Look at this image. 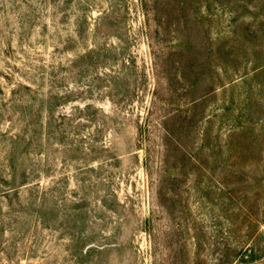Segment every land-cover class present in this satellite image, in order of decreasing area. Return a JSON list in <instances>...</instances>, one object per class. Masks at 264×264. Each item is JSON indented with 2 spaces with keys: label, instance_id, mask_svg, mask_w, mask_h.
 Returning a JSON list of instances; mask_svg holds the SVG:
<instances>
[{
  "label": "rangeland",
  "instance_id": "rangeland-1",
  "mask_svg": "<svg viewBox=\"0 0 264 264\" xmlns=\"http://www.w3.org/2000/svg\"><path fill=\"white\" fill-rule=\"evenodd\" d=\"M0 264H264V0H0Z\"/></svg>",
  "mask_w": 264,
  "mask_h": 264
},
{
  "label": "trees",
  "instance_id": "trees-1",
  "mask_svg": "<svg viewBox=\"0 0 264 264\" xmlns=\"http://www.w3.org/2000/svg\"><path fill=\"white\" fill-rule=\"evenodd\" d=\"M79 109V111H83L84 109H82V108H78ZM13 168H15V166H13ZM13 176H14V182H17L16 181V179H17V175H16V173H13ZM21 180H22V183H24V184H27L28 182V180H29V178H28V176L25 174V175H23L22 177H21ZM13 184H15V183H13Z\"/></svg>",
  "mask_w": 264,
  "mask_h": 264
}]
</instances>
